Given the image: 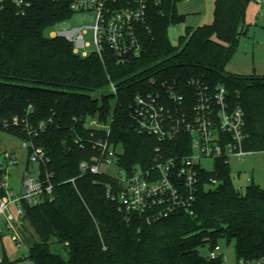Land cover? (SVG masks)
Returning a JSON list of instances; mask_svg holds the SVG:
<instances>
[{
  "label": "trees",
  "instance_id": "16d2710c",
  "mask_svg": "<svg viewBox=\"0 0 264 264\" xmlns=\"http://www.w3.org/2000/svg\"><path fill=\"white\" fill-rule=\"evenodd\" d=\"M31 1L24 15H18L12 4L0 10V132L42 147L50 158L42 172L50 175L53 185L52 200L44 195L37 206L23 205L32 230L25 238L32 243L24 259L33 264H222V259L211 260L200 252L222 239L234 241L238 261L264 257V189L256 184L244 192L236 189L230 164L217 160L215 171L202 173L193 214L177 212L148 222L121 211L108 196L109 186L115 193L119 189L115 179L106 174L81 175L80 162L96 152L90 145L76 144L78 139H91L88 121L98 117L112 122L109 137L98 131L96 138L108 139L122 150L118 164L126 171L149 168L159 153L189 154L188 135L160 143L140 134L132 105L138 94L153 90V81L182 88L197 81L227 88L231 103L245 114V149L264 152V77L227 71L253 0H216L213 22L186 29L177 46L171 43L168 29L184 22L176 9L178 0L154 4L143 50L124 65H118L111 52L103 59L96 53L82 57L66 38L46 35L74 15L70 1ZM111 84L117 94L109 91ZM94 94H101L100 99ZM3 174L0 169V180ZM212 179L218 185L206 190ZM5 195L0 188V198ZM53 243L64 248L67 258L51 250ZM0 264H9L7 257Z\"/></svg>",
  "mask_w": 264,
  "mask_h": 264
},
{
  "label": "built area",
  "instance_id": "2783aa9c",
  "mask_svg": "<svg viewBox=\"0 0 264 264\" xmlns=\"http://www.w3.org/2000/svg\"><path fill=\"white\" fill-rule=\"evenodd\" d=\"M60 2L63 0H54ZM73 14L94 13L96 24L91 27H76L69 31L54 33L52 37L66 38L73 44L74 53L87 57L91 53L98 54L102 59L107 52L114 55L118 65L130 62L140 56L143 50V35L149 30L147 22L151 8L160 5L162 0H68ZM261 0H257L260 3ZM12 4L17 14L24 15L31 7V0H0V10ZM87 30L93 31L95 49L84 40ZM147 93L138 94L132 105V114L137 131L142 135L155 137L160 143H166L185 134L190 136V153L177 157L158 154L149 168L140 166L126 171L118 164L120 148H115L108 139L96 138V132L102 131L110 135L111 122H101L98 117L91 118L87 127L92 130L88 142H80L82 148L90 145L95 154L79 164L81 175L106 174L115 179L119 189L108 187V196L117 201L121 211L128 215H140L148 222L158 221L177 212L193 214V205L202 185V173L208 170L204 160L215 162L223 160L229 163L232 158L245 160L253 154L245 149L247 134L245 132V114L238 105L231 103L227 88L201 84L197 81L188 83V87H174L167 84L156 85ZM192 92H188V89ZM110 92L117 94L116 87L111 84ZM18 124V119H14ZM28 127V126H27ZM44 126L40 127V130ZM38 131L30 130V134ZM190 143V144H189ZM29 151V161L21 180V188L14 191L9 183L10 166L18 165L12 155L6 154V165L0 180V188L6 195L0 198V223L3 229L12 236L18 248L24 244L21 236L28 226L25 220L24 203L37 206L42 203L44 195L51 197L53 185L50 175H43L42 168L50 162V158L42 147L33 142H25ZM157 152L160 149H156ZM117 166L118 177L101 171V167ZM31 167V169H30ZM212 172V171H211ZM211 184L204 188H214L219 181L212 179ZM248 182L255 184L253 178ZM3 233V230L0 231ZM218 244L209 249L211 260L226 259ZM26 257V256H25ZM24 257V258H25ZM238 264H264V257Z\"/></svg>",
  "mask_w": 264,
  "mask_h": 264
},
{
  "label": "rangeland",
  "instance_id": "374dc122",
  "mask_svg": "<svg viewBox=\"0 0 264 264\" xmlns=\"http://www.w3.org/2000/svg\"><path fill=\"white\" fill-rule=\"evenodd\" d=\"M215 2L216 0H178L177 12L185 19L184 22L169 27L170 41L177 46L179 39L185 35L186 29H196L201 25L212 23ZM95 24L94 13L74 14L70 19L48 30L46 35L52 37L54 33L69 31L76 27H91ZM84 40L91 46L86 51L92 52L95 49L92 30H87ZM227 71L230 74L244 77H264V0H261L260 3L253 0L249 5L246 12V30L240 37L237 51L229 63ZM93 97L100 99L101 94H94ZM6 154L12 155L19 163L16 166H10L8 169L11 174L9 183L14 191H19L29 161V151L25 147V141L7 132H0V169L3 167L2 165H6ZM229 163L232 183L236 189L244 192L246 187L250 185L248 182L250 178H253L257 186L264 189V152L248 155L243 161L232 158ZM203 165L210 171L214 170L212 160H204ZM101 171L115 177L120 175V170L115 165L101 167ZM27 229V234L25 232L21 234L24 239L27 236L31 237L32 234L31 228L27 227ZM1 230L3 233H0V260L3 261L4 257H7L9 264H33L24 259L30 251L32 239H25L24 244L18 248L10 233L3 229L2 223H0ZM35 239L38 240L37 236ZM218 243L226 257L222 264H238L234 241L228 243L226 239H222ZM51 250L67 258V254L61 245L53 243ZM200 252L203 256H207L209 247L201 248Z\"/></svg>",
  "mask_w": 264,
  "mask_h": 264
},
{
  "label": "crops",
  "instance_id": "0c3cea01",
  "mask_svg": "<svg viewBox=\"0 0 264 264\" xmlns=\"http://www.w3.org/2000/svg\"><path fill=\"white\" fill-rule=\"evenodd\" d=\"M213 20H214V17H213ZM209 24H211V23H209ZM206 25H208V24H206ZM202 26V25H201ZM172 43V42H171ZM178 43H179V41H178ZM173 44V43H172ZM174 46H176L175 44H173ZM2 262V260H0V263Z\"/></svg>",
  "mask_w": 264,
  "mask_h": 264
}]
</instances>
